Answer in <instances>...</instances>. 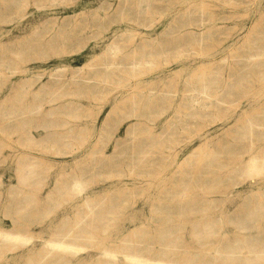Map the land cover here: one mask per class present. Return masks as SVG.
Here are the masks:
<instances>
[{
  "label": "rangeland",
  "instance_id": "1",
  "mask_svg": "<svg viewBox=\"0 0 264 264\" xmlns=\"http://www.w3.org/2000/svg\"><path fill=\"white\" fill-rule=\"evenodd\" d=\"M0 102V264H264V0H0Z\"/></svg>",
  "mask_w": 264,
  "mask_h": 264
},
{
  "label": "bare ground",
  "instance_id": "2",
  "mask_svg": "<svg viewBox=\"0 0 264 264\" xmlns=\"http://www.w3.org/2000/svg\"><path fill=\"white\" fill-rule=\"evenodd\" d=\"M257 82H262V80H258ZM0 104H3V102H0ZM254 145H255L254 142H250L248 144V147L241 156L240 155L234 156L231 157V159H229V162L226 166L229 169V173L227 174L244 172V174L246 175H252L255 173H259L263 169L264 154L262 152L256 153L254 149ZM117 147L118 145L116 144L115 149ZM248 153H249V157H245L244 154H248ZM31 241H32V237L27 235H23L20 233H12V232L5 233L3 231H0V242H4L5 244L8 245L28 244ZM45 245L51 251L65 252L70 255H76L79 251H82V249H84L77 243L60 241L56 239L55 240L50 239L45 243ZM101 257L109 260L113 264H120L118 263L120 257L119 253L112 247H109L104 251H102ZM120 258L127 261L128 264H190V263H174L171 260H168L167 258H163V257H154L150 255L142 256L128 252L121 254Z\"/></svg>",
  "mask_w": 264,
  "mask_h": 264
}]
</instances>
